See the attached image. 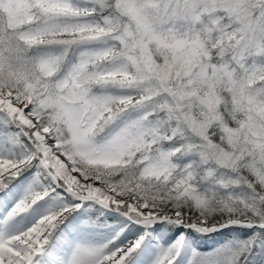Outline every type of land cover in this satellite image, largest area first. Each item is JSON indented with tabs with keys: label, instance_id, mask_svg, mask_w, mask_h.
Instances as JSON below:
<instances>
[{
	"label": "snow or ice",
	"instance_id": "6c2138e0",
	"mask_svg": "<svg viewBox=\"0 0 264 264\" xmlns=\"http://www.w3.org/2000/svg\"><path fill=\"white\" fill-rule=\"evenodd\" d=\"M0 264H264V0H0Z\"/></svg>",
	"mask_w": 264,
	"mask_h": 264
}]
</instances>
